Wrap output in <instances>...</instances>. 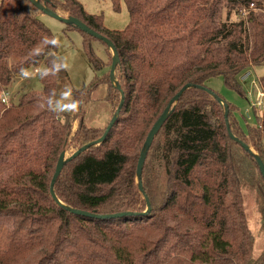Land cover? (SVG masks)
Returning <instances> with one entry per match:
<instances>
[{
  "label": "trees",
  "instance_id": "obj_1",
  "mask_svg": "<svg viewBox=\"0 0 264 264\" xmlns=\"http://www.w3.org/2000/svg\"><path fill=\"white\" fill-rule=\"evenodd\" d=\"M39 1L114 44L122 91L110 74L96 76L87 88L71 91L70 112L58 110L57 39L29 0H0V219L12 221L0 264H264L253 258L246 182L234 153L239 148L264 190L255 156L264 162V111L255 109V124L245 118L246 132L236 109L225 101L226 117L217 99L222 97L206 91L212 79L222 78L227 88L240 92L239 77L264 65V0H124L130 23L123 31L106 29L103 18L87 14L78 0ZM112 2L120 11V0ZM233 15L238 19L231 21ZM67 28L83 34L86 56L101 71L106 64L92 48L95 38ZM11 58L18 60L13 66ZM40 64L45 67L39 76L42 92L27 93L6 108L1 96L14 77ZM259 83L264 91V75ZM102 84L109 85L113 112L124 95L120 115L103 143L64 166L55 194L68 208L127 214L114 219L74 215L50 193L60 155L76 152L107 130L87 127L83 113L72 133L74 110ZM186 85L191 88L171 108L145 161L142 184L151 203L145 214L148 205L137 178L140 154ZM231 134L254 152H246ZM261 213L264 228V208Z\"/></svg>",
  "mask_w": 264,
  "mask_h": 264
},
{
  "label": "rangeland",
  "instance_id": "obj_2",
  "mask_svg": "<svg viewBox=\"0 0 264 264\" xmlns=\"http://www.w3.org/2000/svg\"><path fill=\"white\" fill-rule=\"evenodd\" d=\"M78 1L84 7L87 14L101 16L103 18V25L108 30L123 31L130 23V15L124 0H120V11L114 9L112 0ZM222 7L223 19H225L227 7L225 4H223ZM59 12L66 18L69 17L68 13ZM243 14L245 15L246 13L244 12ZM39 18L45 26L51 30L59 45L57 54L59 79L55 105L60 111L70 112L73 104L71 91H81L87 88L96 76L105 77L110 74L112 52L103 42L97 39L90 40L95 54L106 64L101 71H95L84 51L85 38L81 32L75 29L69 30L65 23L47 16L42 12L39 14ZM237 19L238 18L233 15L231 21ZM17 61L16 58H11L9 60V65L13 66ZM40 65L31 67L14 77L11 86L6 91L9 93L8 99L10 102L9 107L6 108L17 105L20 99L27 93L33 91L38 93L42 92L43 87L39 80V76L45 67L43 64ZM37 69H39V71L35 72ZM263 75L264 65L261 67H254L242 74L238 80L242 86L240 92L227 88L222 78H214L208 83L210 90L216 92L222 97V100L224 99V102H228L236 109L235 116L246 132L245 118L248 123L255 124V109H257L260 114H263L264 111V97L261 94L264 91L259 83ZM244 79L247 81L241 83ZM252 81H255V84H252ZM108 87L109 85L107 84L100 85L93 92L91 99L83 104L81 110H74V113L78 115V119L76 122H73V134L77 132L80 117L83 113L85 114L84 120L87 127L101 130L108 127L115 114V112H113L112 103L108 99ZM259 101L261 105H255ZM226 102L225 104L228 105ZM235 151L237 152V159L242 171V176L246 182V186L243 189L244 209L249 230L254 237L253 258L257 262L263 263L264 228L261 223V211L264 208V190L261 185H259L258 172L251 164L242 158L239 148H234V153ZM73 152L74 149L68 150L66 152V157H69ZM6 174L7 173L4 171L2 175L5 176ZM253 180H256L255 184ZM11 229V220L5 218L0 219V248H2L1 245L5 243L6 233Z\"/></svg>",
  "mask_w": 264,
  "mask_h": 264
},
{
  "label": "water",
  "instance_id": "obj_3",
  "mask_svg": "<svg viewBox=\"0 0 264 264\" xmlns=\"http://www.w3.org/2000/svg\"><path fill=\"white\" fill-rule=\"evenodd\" d=\"M32 5L34 7H36L40 12L44 13L47 16H50L60 22L65 23L66 25H70V26H75L77 27L80 31H82L83 33L88 34L89 36L105 43L110 50L112 51L113 54V60H112V65H111V70H110V81L117 86V89L119 91L121 90V87L119 85H117L116 82V78H115V72H116V68L117 65L120 61L117 50L114 46V44L106 37L100 35L99 33H97L96 31H94L93 29H91L90 27H88L85 23H83L82 21H80L77 18L74 17H62L56 13H54L53 11L47 9L43 4H41V2L39 0H29ZM191 88V85H186L184 86L181 91L170 101L168 107L164 110V112L162 113L161 117L158 119V121L155 123V125L153 126L152 130L150 131L145 145L141 151L140 154V158L138 161V166H137V178L139 181V189L140 191L145 195V199L147 201V205H148V210L145 214L149 213L151 211V203L149 201V198L147 197V195L145 194V190L143 188V184H142V173H143V169H144V165H145V161L148 155V152L150 150V148L152 147L153 141L155 139V137L157 136V134L159 133V131L161 130V128L163 127V125L166 123V121L168 120L169 116L171 115L172 111L171 108L178 103V101L180 100V98L182 97V95L189 89ZM202 89H205L204 87H200ZM206 91L210 94H212L213 92L210 89H206ZM123 95V93H122ZM218 101L225 106L226 112L225 115L226 117L229 115V106L225 104V102L221 99V98H217ZM124 103V95L122 97V102L118 108V110L116 111V113L114 114L113 118L111 119V122L109 123L106 132L104 133V135L96 140L93 141L87 145H85L84 147L80 148L79 150H77L76 152H74L71 156L66 157V153H62L59 157L56 169H55V173L50 185V193L53 197L54 200H56L63 208H65L66 210H68L69 212H71L74 215H78V216H83V217H87V218H97V219H114V218H122L124 216H126L127 214L125 213H121V214H115V215H96L94 213H89L86 211H82V210H76V209H72V208H68L66 207L64 204H62V202H60V200H58L56 194H55V183L57 182L58 178L60 177L64 166L68 163L71 162L73 160H75L76 158H78L83 152H85L86 150H88L89 148H91L92 146L101 144L105 141V139L108 136V133L110 132V130L112 129V127L114 126V124L116 123L120 112H121V108L123 106ZM231 137L234 141L239 142L242 147L245 149L246 152H252V149L247 146L246 144L242 143L240 140L236 139L232 134ZM256 156V161L257 164L259 166L260 172L262 177L264 178V162L262 161V159L258 156ZM128 215H131V213H129Z\"/></svg>",
  "mask_w": 264,
  "mask_h": 264
},
{
  "label": "built area",
  "instance_id": "obj_4",
  "mask_svg": "<svg viewBox=\"0 0 264 264\" xmlns=\"http://www.w3.org/2000/svg\"><path fill=\"white\" fill-rule=\"evenodd\" d=\"M243 76H245V75H243ZM246 78H247V77H246ZM248 80H249V78H248ZM246 81H247V80L244 79L243 81H241V83H242V82L245 83ZM252 84H255V81H252ZM260 93H261V92H260ZM263 93H264V92H263ZM263 93H261V94H262V96L264 97V94H263ZM8 97H9V93H8V92H4V93L2 94V96H1V102H2V104L5 105L6 107H9V104H10ZM255 105L260 106V105H261L260 101H259L257 104H255ZM255 105H254V106H255Z\"/></svg>",
  "mask_w": 264,
  "mask_h": 264
},
{
  "label": "crops",
  "instance_id": "obj_5",
  "mask_svg": "<svg viewBox=\"0 0 264 264\" xmlns=\"http://www.w3.org/2000/svg\"><path fill=\"white\" fill-rule=\"evenodd\" d=\"M40 66H42V65H40ZM39 69H40V68H39ZM39 69L35 70V72L39 71Z\"/></svg>",
  "mask_w": 264,
  "mask_h": 264
}]
</instances>
